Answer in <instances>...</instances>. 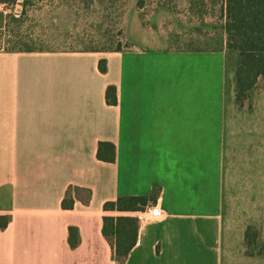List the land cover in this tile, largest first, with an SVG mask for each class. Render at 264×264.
I'll return each instance as SVG.
<instances>
[{
    "label": "crops",
    "instance_id": "crops-1",
    "mask_svg": "<svg viewBox=\"0 0 264 264\" xmlns=\"http://www.w3.org/2000/svg\"><path fill=\"white\" fill-rule=\"evenodd\" d=\"M224 10L220 50L164 44L137 52H0V217L7 220L0 264H119L102 236V219L142 214L104 212L103 204L147 195L133 191L127 173L134 160L148 165L156 148L171 158L161 176L168 188L158 206L164 214L139 221L124 264H225L224 224L207 190L194 183L199 161L185 160L182 150L204 142L200 119L210 90L222 84ZM108 87L116 90L115 106L106 104ZM100 142L115 147L113 163L97 160ZM70 186L90 190L89 204L63 210ZM69 228L77 230L76 248Z\"/></svg>",
    "mask_w": 264,
    "mask_h": 264
},
{
    "label": "rangeland",
    "instance_id": "rangeland-1",
    "mask_svg": "<svg viewBox=\"0 0 264 264\" xmlns=\"http://www.w3.org/2000/svg\"><path fill=\"white\" fill-rule=\"evenodd\" d=\"M224 5V0H39L23 13L19 0L14 7L0 5V52L26 45L35 52L115 53L133 47L137 52L164 44L172 50H220ZM223 62L222 84L210 90L213 97L200 119L204 142L182 149L183 158L199 161L194 183L207 190L206 201L224 224L230 245L225 264H264V81L238 103L237 57L225 49ZM151 152L148 165L134 160L127 181L134 192L147 194L148 207H160L161 192L165 199L168 190L161 176L171 158H161L158 148ZM140 214L141 221L152 220L148 208Z\"/></svg>",
    "mask_w": 264,
    "mask_h": 264
},
{
    "label": "trees",
    "instance_id": "trees-1",
    "mask_svg": "<svg viewBox=\"0 0 264 264\" xmlns=\"http://www.w3.org/2000/svg\"><path fill=\"white\" fill-rule=\"evenodd\" d=\"M19 0H0L2 7L10 8ZM39 0H21L22 12L32 7ZM226 51L235 54L237 64L234 69V92L236 101L247 99L259 80L264 81V0H224ZM2 18V13L0 14ZM15 50V49H14ZM13 52V51H8ZM16 52V51H14ZM18 52H35L29 46L20 47ZM117 52H121L117 50ZM98 70L106 72V61L100 60ZM106 104H117L116 90L108 87L105 93ZM98 161L113 163L115 147L108 142H100L97 148ZM91 191L70 186L61 202L63 210H72L76 202L88 205ZM148 198L130 196L119 197L115 201L103 204V211L108 213L136 214L145 211ZM7 220L0 217V228L4 229ZM139 229V219L136 216H105L102 219V236L113 249V258L119 264H124L130 251L136 244ZM68 242L71 248L78 246L77 230L69 228Z\"/></svg>",
    "mask_w": 264,
    "mask_h": 264
},
{
    "label": "built area",
    "instance_id": "built-area-1",
    "mask_svg": "<svg viewBox=\"0 0 264 264\" xmlns=\"http://www.w3.org/2000/svg\"><path fill=\"white\" fill-rule=\"evenodd\" d=\"M148 215H149V218L152 220H159V219H161L163 213L161 212V210L158 206H150L148 208ZM139 220L141 221L140 218H139Z\"/></svg>",
    "mask_w": 264,
    "mask_h": 264
}]
</instances>
